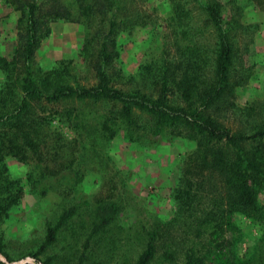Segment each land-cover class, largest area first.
<instances>
[{
  "label": "trees",
  "instance_id": "trees-1",
  "mask_svg": "<svg viewBox=\"0 0 264 264\" xmlns=\"http://www.w3.org/2000/svg\"><path fill=\"white\" fill-rule=\"evenodd\" d=\"M0 1L15 13L14 47L0 53V227L24 194L57 198L38 215L39 239L30 238L18 258L264 264V99L236 102L252 75L244 57L260 26L244 18L237 0H167L159 51L131 72L123 69L119 36L144 27L159 32L145 0ZM57 22L81 26L83 71L72 58L36 60ZM118 138L144 149L157 138L192 144L170 189L168 219L145 206L130 225L118 223L122 197L131 194L109 153ZM8 158L26 167L23 177L11 174ZM87 178L88 194L81 189ZM235 214L263 225L246 257L236 249ZM6 244L0 229V254L11 261Z\"/></svg>",
  "mask_w": 264,
  "mask_h": 264
},
{
  "label": "rangeland",
  "instance_id": "rangeland-1",
  "mask_svg": "<svg viewBox=\"0 0 264 264\" xmlns=\"http://www.w3.org/2000/svg\"><path fill=\"white\" fill-rule=\"evenodd\" d=\"M245 1L251 0H237L244 9V18L247 21L259 23L260 27L259 33L250 46L249 55L244 57L245 62L251 66L252 75L248 84L239 87L237 90L236 102L239 105H244L247 101L254 99H264V20H261L262 16L258 15L264 11V1L258 0L261 2L260 7H255L251 1L252 10L246 6ZM143 5L152 14V20L155 23L154 29L159 30V32L155 33L151 31V27H144L130 35L122 34L119 36L120 59L126 72L133 71L145 56L149 57L158 52L161 46L160 35L165 30L163 26L164 18L169 11L168 2L167 0H145ZM70 24L73 23L62 24L57 22L53 24L51 35L41 42L35 58L43 65H48L60 58H72L78 73L84 69L78 56L83 33L81 26ZM156 24H160L158 29ZM9 29L14 32V23L9 26ZM64 132L70 135L67 130ZM156 140V146L152 149L128 145L119 138L114 140L110 147L109 153L113 155L116 164L127 173L130 192L134 196L132 198L129 193L122 197L125 208L119 215L118 223L124 227L135 220V213L140 211L141 207L146 206L149 214H157L161 219H168L172 214L173 205L170 189L178 172L182 155L193 146L190 142L181 139H174L171 142L160 140V138ZM7 164L13 176L23 177L26 170L25 166L11 158L7 159ZM81 189L86 194L91 191L88 178L83 179ZM55 199H57L56 196L49 195L46 199L37 201L32 195L26 193L21 199L19 208L12 212L11 219L1 225L0 229L7 242L6 250L12 255L10 262H17L21 259L17 257L19 254L17 252L23 245H30L28 242L32 239L35 241L39 239L42 227L41 218L38 215L48 208H52ZM259 201L264 203V192L259 194ZM141 214L142 211L139 212V215ZM233 220L240 232V238L236 245L237 252L240 256L246 257L262 234L263 225L238 214L233 216ZM24 235L25 239H23Z\"/></svg>",
  "mask_w": 264,
  "mask_h": 264
},
{
  "label": "crops",
  "instance_id": "crops-1",
  "mask_svg": "<svg viewBox=\"0 0 264 264\" xmlns=\"http://www.w3.org/2000/svg\"><path fill=\"white\" fill-rule=\"evenodd\" d=\"M244 3L247 4L246 6L249 9L251 8L252 10L253 4H251V1L248 2L245 1ZM14 14H15L14 11H12L9 7H6L4 3L0 1V53L1 54L10 53L15 44V33L9 29V26L12 25V23H14L13 21L15 20ZM258 15H261L262 16L261 20H264V11L259 13ZM59 23L66 24V22H59ZM70 25L73 26V24ZM52 28L53 27H51V32L49 36L52 33Z\"/></svg>",
  "mask_w": 264,
  "mask_h": 264
},
{
  "label": "water",
  "instance_id": "water-1",
  "mask_svg": "<svg viewBox=\"0 0 264 264\" xmlns=\"http://www.w3.org/2000/svg\"><path fill=\"white\" fill-rule=\"evenodd\" d=\"M0 261L3 264H41V263L35 262V260L29 256L21 258L17 262H10L2 254H0Z\"/></svg>",
  "mask_w": 264,
  "mask_h": 264
}]
</instances>
